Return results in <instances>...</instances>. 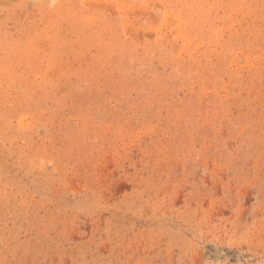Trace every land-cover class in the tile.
I'll list each match as a JSON object with an SVG mask.
<instances>
[{"label":"rangeland","instance_id":"374dc122","mask_svg":"<svg viewBox=\"0 0 264 264\" xmlns=\"http://www.w3.org/2000/svg\"><path fill=\"white\" fill-rule=\"evenodd\" d=\"M0 264H264V0H0Z\"/></svg>","mask_w":264,"mask_h":264}]
</instances>
